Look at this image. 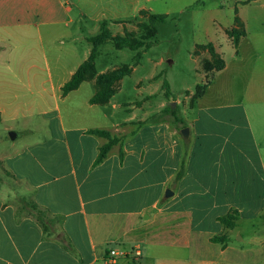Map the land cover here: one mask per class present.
I'll list each match as a JSON object with an SVG mask.
<instances>
[{"label":"crops","instance_id":"1","mask_svg":"<svg viewBox=\"0 0 264 264\" xmlns=\"http://www.w3.org/2000/svg\"><path fill=\"white\" fill-rule=\"evenodd\" d=\"M91 1L71 0L73 7L66 11L63 0H0V49L10 43L8 31L13 27L34 28L43 39L50 32L53 36L62 33L64 30L58 28L62 24L69 35V49L75 54L73 60L76 61L53 62L54 68L44 81L55 92L61 91L90 54L92 46L86 38L95 34L97 28L95 33L91 32L89 18H108L104 9L92 15L78 7L79 2ZM60 2L64 11L59 7ZM98 2L115 4L114 15L110 18H120L117 6L127 0ZM107 27L112 35L121 34L123 30L121 24ZM87 31L91 35L81 39L84 44L76 41ZM142 55L138 62L129 65V73L112 84L113 91L103 102L89 101L96 93L92 79L82 81L64 96L61 94L60 103H63L77 93V89L90 87L82 108L72 106L63 111L56 102L53 109L44 110L50 118L47 126L59 123V138L24 144L4 158L7 171L15 180L25 183L26 189L17 201L6 190L0 192V264H104L108 250L113 248L110 243L126 247L131 256L132 252L140 253L139 245L134 242L158 241L179 226L187 228L191 235L200 234L223 258L233 253L242 257L243 248L236 246V241L243 240L239 233L235 234L236 241L234 235L229 234L222 243L212 242L208 236L222 228L218 218L215 221L213 217L223 214H213L214 228L203 230L188 208L177 210L173 205L185 185L194 189L200 187L201 182L196 177L203 169L202 158L214 159L212 146L217 138L227 134L223 127L224 117L218 116L223 115L221 110L199 106L198 99L209 82L198 97H195L198 83L193 88H183L188 91L187 95L166 97L162 89V70H159L163 62H140ZM165 79L172 92L170 81ZM45 89L42 86L41 90ZM171 101L175 102L184 127L189 130L187 137L180 134V129V138L176 127L167 120L144 122ZM77 115L76 138L69 139L65 121L76 119ZM91 129H104L119 137L107 156L97 164L94 161L98 149L107 140L90 133ZM184 151L182 174L176 178ZM173 180L177 181L175 188L169 185ZM167 189L173 196L164 200L172 195L165 196ZM237 206L243 212V207ZM138 223L158 224L167 232L151 237L141 232ZM124 260L129 261V258ZM188 264L218 262L192 259Z\"/></svg>","mask_w":264,"mask_h":264},{"label":"rangeland","instance_id":"2","mask_svg":"<svg viewBox=\"0 0 264 264\" xmlns=\"http://www.w3.org/2000/svg\"><path fill=\"white\" fill-rule=\"evenodd\" d=\"M120 3L116 4L120 18H110L115 12L112 3L93 0L79 2L78 7L92 15L105 10L108 16L105 20L94 16L88 20L91 32L97 28L95 34L103 22L110 28L121 24L123 30L116 35L148 36V40L155 42L147 51L117 48L110 40L101 42L96 47L93 69L84 79H92L97 91L104 85V80L97 79L99 75L136 62L140 51L143 54L140 62H163L160 74L170 81L173 97L187 95L188 91L183 89L186 86L193 88L198 83L204 87L209 82L198 99L199 106L221 110L223 115L218 116L224 117L227 134L217 138L212 146L214 159L202 158L203 169L196 177L200 187L185 185L173 205L177 210L188 208L203 230L214 228L213 214H223L213 219L227 217L232 225L226 226L218 219L222 228L208 236H218L222 243L229 234L236 241L235 234L239 233L243 240L236 241V246L242 247L244 254L240 258L235 253L223 258L200 234L191 235L187 228L179 226L158 241L134 242L139 245L138 255L132 252L130 256L126 247L110 243L109 246L123 252L116 258V264H188L192 259H209L218 264H264V0H127ZM59 7L64 11L61 2ZM73 13L76 15V11ZM152 14L161 19L151 21ZM58 26L64 30L62 33L53 36L50 32L43 39L34 28L13 27L8 31L10 43L0 49V192L6 190L16 201L26 184L12 177L5 168L4 158L24 144L61 135L59 123L47 126L50 118L43 113L61 100V91L55 92L44 82L54 68L53 62L76 61L69 49V35L62 24ZM153 28L156 33L149 37ZM87 35L91 33L87 31L76 41L84 44L81 39ZM222 66L225 68L219 72ZM42 86L46 88L43 91ZM77 90L60 103L63 111L84 106L90 87ZM77 118L79 115L65 121L69 139L76 138ZM9 131L16 134L13 140L9 138ZM176 133L181 138L178 130ZM176 183L173 180L169 185L175 188ZM237 205L243 207V212ZM137 227L151 237L167 232L158 224L138 223Z\"/></svg>","mask_w":264,"mask_h":264},{"label":"trees","instance_id":"3","mask_svg":"<svg viewBox=\"0 0 264 264\" xmlns=\"http://www.w3.org/2000/svg\"><path fill=\"white\" fill-rule=\"evenodd\" d=\"M150 20L151 21H157L160 18L158 15H150ZM147 27V26H146ZM156 29H151L149 32V37L155 35ZM86 40L91 44V51L89 56L85 61H83L76 71L73 73L71 78L64 83V85L61 87V93L62 95H66L68 92L71 90L76 89L79 84L84 81V76L91 72L93 69V61L95 58L96 54V47L103 41L110 40L115 47L117 48H126L132 51H137L140 48L147 51L150 49V47L153 45L155 40H148V36H143V37H133L132 35L128 33H124V35H111L107 25L105 22H103L100 26L99 32L95 35L89 36L86 38ZM211 54L214 56V51L212 47H210ZM140 51L137 52L136 54V62L139 61L140 59ZM224 66H222L219 70H221ZM130 72V66H122L118 69L113 70L109 74H101L98 76L99 81L104 80V85L96 91V93L90 98L91 103H96V102H103L109 98V96L112 93V84L124 76L125 74ZM206 86V84H205ZM204 87H198L196 91L195 97H198L201 93H203ZM162 89L164 92V95L166 97L172 96V93L170 92L169 84L166 79H163L162 81ZM173 97V96H172ZM174 99V98H173ZM163 120L169 121L171 124H173L177 130L182 129L185 126L184 121L182 120L177 106L172 107L170 104L166 105L165 108H163L161 111L152 114L149 116L144 122L145 123H156L160 122ZM90 133L96 134L99 136H102L106 138V142L102 144L99 149H98V155L94 161V164H97L101 162L108 154L111 146L119 141V137L111 135V133L107 130L104 129H91L89 130ZM185 158H186V151L183 152V156L181 159L180 163V169L176 174V178L180 177L182 174V169L185 163ZM223 224L226 226H231L232 222L228 220L227 217H220L218 218ZM43 229L46 230V227L43 224ZM210 240L212 242H219L221 239L217 237H211Z\"/></svg>","mask_w":264,"mask_h":264},{"label":"built area","instance_id":"4","mask_svg":"<svg viewBox=\"0 0 264 264\" xmlns=\"http://www.w3.org/2000/svg\"><path fill=\"white\" fill-rule=\"evenodd\" d=\"M63 5H64V9L66 11H71V9L73 7L71 0H63ZM122 254H123L122 251L119 252L118 250H116L114 248L109 249L108 250V256L105 258L106 264H116V258ZM135 254L138 255V252L135 251Z\"/></svg>","mask_w":264,"mask_h":264},{"label":"water","instance_id":"5","mask_svg":"<svg viewBox=\"0 0 264 264\" xmlns=\"http://www.w3.org/2000/svg\"><path fill=\"white\" fill-rule=\"evenodd\" d=\"M170 105H171L172 107H174V106H175V102H170ZM188 133H189V130H188L187 127H184V128H182V129L180 130V134H181L183 137H187V136H188ZM8 134H9V138H10L11 140H13V139L15 138V135H16L15 132H13V131H9ZM171 194H172V191H171V190L167 189V190L165 191V196H169V195H171Z\"/></svg>","mask_w":264,"mask_h":264}]
</instances>
